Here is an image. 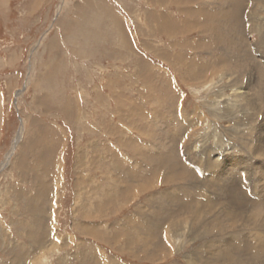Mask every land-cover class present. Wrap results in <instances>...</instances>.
I'll use <instances>...</instances> for the list:
<instances>
[{"label": "rangeland", "instance_id": "1", "mask_svg": "<svg viewBox=\"0 0 264 264\" xmlns=\"http://www.w3.org/2000/svg\"><path fill=\"white\" fill-rule=\"evenodd\" d=\"M229 5V0H0V264H193V254L206 247L214 256L212 250L225 240L195 233L201 224L183 207L178 211L179 202L172 203L178 212L165 220L158 199L167 191L176 195L175 184L164 182L158 159L154 166L143 163L148 152L169 153L172 145L157 133L165 122L177 130L173 119L194 122L188 132L177 133L184 161L196 162L190 165L194 192L217 190L199 185L213 174L206 162L221 137L228 145L222 157L243 159L236 160L237 170L227 164L229 180L247 173L246 182L257 179L242 184L247 196L264 200V23L255 26L249 7L241 8L248 32L244 43L234 37L241 51L236 55L224 40L213 41L211 25L202 29L201 14H192H213ZM221 54L223 71L217 67ZM189 65L200 76L183 68ZM248 84L256 86L250 94L259 96L253 109L239 96ZM135 142L143 151L131 147ZM160 142L167 149L155 147ZM115 160L152 170L132 182L116 171L122 165L115 168ZM215 171L218 177L223 169ZM178 180L182 186L189 177ZM120 181L129 197L108 199V188L113 193ZM144 215L169 224L154 234L132 230L129 220L143 223ZM238 229L234 225L227 235ZM244 230L258 233L247 225ZM158 238V251L137 246ZM235 257L239 263L241 254Z\"/></svg>", "mask_w": 264, "mask_h": 264}, {"label": "bare ground", "instance_id": "2", "mask_svg": "<svg viewBox=\"0 0 264 264\" xmlns=\"http://www.w3.org/2000/svg\"><path fill=\"white\" fill-rule=\"evenodd\" d=\"M252 1H253V3H252ZM250 2L252 3V6H248L247 3H245L242 0H229L230 5L227 6L226 9H222L220 11L213 13V14L207 13V12H205V13L195 12L194 13L192 10H191V12H193L192 14H194V15H196V14L200 15L201 14L200 20H201V23H204L203 25L205 26L204 28H202L203 30L206 29V27L208 25H211L210 30H211V34L213 37V41H215L218 44V43L223 42L222 40H224V42L226 43V46L229 49L231 48L234 51V53L236 55H238V53L241 51L238 49L239 42L235 41L234 37L238 40L241 39V41H243V43H244L246 40L245 32L246 31L248 32L247 27L245 25L246 19L244 16V11H245L244 8L249 7V15H251L249 18L252 21V24H255V26L260 27L262 25V23H264V6H263L264 0H251ZM255 4H257V6L260 8L263 7L261 9V11H259L260 8L258 9ZM255 6H256V10L258 9V11H256V10L254 11ZM242 7H244V8L241 11ZM159 18H157V19H159ZM189 18H190L189 15H186L184 22L187 23ZM196 18H198V17H196ZM194 20H195V22H197L196 19H194ZM208 21H210V22L208 23ZM189 22L190 21H188V23L184 26L188 27ZM195 22H194V24H196ZM220 24L222 27L220 26ZM240 25L242 26L241 28H240ZM224 26H227V30H226V28L223 29ZM238 30H239V32H238ZM165 32H167V30H165ZM229 32H231V35H229ZM243 34H245V35L242 37ZM246 43H247L246 44L247 46L243 45V47L246 48V51L248 52L246 57L249 58V60H251V57H252V55L250 54L251 49H250V47H248V42H246ZM192 44H194L195 47L204 46L202 44H197V43H192ZM238 57H241V56H238ZM221 59H222V54L220 55V57L217 61V63H218L217 67L223 71V69H226L227 67L224 68L223 67L224 65L221 67L219 66V64L222 63V62L219 63ZM253 63L256 64V62H253ZM256 67L260 68L261 65L258 64V65H256ZM183 68L189 72L193 71L192 76L195 75L196 77H198V75H199L198 70H195L192 65H189V69H188V67H183ZM216 69L217 68H215L214 70H216ZM228 71L229 70H227V72ZM260 71L264 72V69H260ZM260 80H262V77H259L258 81H256V79L254 81H256L257 84H259V83H261V82H259ZM263 84H264V82L260 86H263ZM246 86H248L249 89L243 90L244 92L243 91L240 92L239 96L242 99L244 98L243 100H245V101L247 99V103L250 104L252 109H253L254 107H256V104L259 103V100H258L259 96H252V94H250L251 93L250 90L254 89L256 86H254L253 88H251L249 84ZM245 92L247 95L244 94ZM173 120L177 123V130L173 126H172L173 128L170 126V124H171L170 122L169 123L165 122V126H167V127L162 128L160 130V132L157 133V135L159 137H160V135L165 137V139L162 140L163 142L164 141L167 142L169 140L170 144L172 145L168 149L169 153L163 152V151L158 152V153L148 152L144 155V158H143V163L147 162L148 165H150V166H154L155 165L154 159H158L160 161L158 163V165L160 166L159 171H165V173H166L164 176V182H167V183H170L173 185L175 184L173 187L175 188L174 191L176 192V195H172L171 192L167 191L166 193H164L165 194L164 197H161L160 200L158 199L157 204H158V207L161 206L164 209L165 220H170L168 218L170 216H172V214L178 212L183 207V209H182L183 211L187 210V211L191 212L190 216L196 222L201 224L199 226L198 230L195 231V233H198L197 231H199V232H202L204 235L212 234L213 239L214 238H223L225 240L224 242H223V240L222 241L220 240L219 247H217L216 250H212L213 251L212 253L214 254V256L208 255V251H207L208 248L206 246H205L206 247L205 249L202 248V250H197L196 253L193 254V256L195 258V260H192L193 264H227V263L232 264V262H234V264H245L247 259L252 260V261L255 260L257 264H263L262 260L264 257H262L261 255L264 256V237H262L260 234H264V233H262L264 230V218L261 219V214H262V212H264V207H262V206H264V200H262L258 203V201L254 199V194L249 198L247 195H249L250 192L247 191V189L244 188L242 185L245 183L250 184L251 182H252V184H255L257 179L254 181H252V179H250V181L248 180L246 182L247 177L244 175H246L247 173H243L241 175V179L239 178V180L236 179L234 181L232 179L229 180L228 173H230L232 170H231V168L230 169L228 168L229 170L228 169L225 170L227 164H229L231 167L235 166L232 168L237 170L238 168H236L237 167L236 164H238V161H236V160L240 159V162L242 163L243 159L236 157V156L232 157L231 155L229 157L227 155H226V157L225 156L222 157L223 155L221 153V150H223L224 147H225V149L228 148V145L225 146L226 145V143L224 142L225 139L218 137L219 140L217 142V147L213 148V150L211 149L210 152L208 153L209 154L208 157H210V154L214 157L211 160L206 162L207 168L213 174L211 177L207 176L203 180L202 185H199V187H204L205 190H208L209 187L217 188L218 192L216 189H215L216 190L215 194L213 193L212 195H210V194L209 195H203L201 193H198V191L194 192V190L191 189V187L194 185V181H195L194 180V171L191 169L190 165H194L196 162L193 159V157H191L192 159L188 160L187 162L184 161V160H186V158L181 154V152L179 153V150H178V143L180 142L179 140L181 138L179 139V135L177 136L178 132H181V131L182 132L184 131V133L188 132L190 130V128L192 127V125H194L193 124L194 122L189 123V122H186L185 120L180 119V118H178L177 120L176 119H173ZM236 137L239 138L238 135H236ZM155 141H156V139L154 137L152 139V142L155 143ZM133 142L134 141L129 140V143H133ZM199 142H200V146H202L201 145V139H199ZM162 146H163V144L161 142L158 143L157 145L155 144V147H157L158 149H160ZM197 146L198 145L196 144L195 148ZM131 147H134L138 152L143 151L138 146L137 143L132 145ZM163 147L166 148V146H163ZM205 147H204V149H205ZM200 148H201L200 149L201 152H199V154H200L199 157L201 159L199 158V165L198 166L196 165V167H198L199 171H200V165L203 161V151H202L203 146ZM187 149H189V148H187ZM258 149H256V150H258ZM259 150H260V152L262 151L261 148ZM145 151H148V150H145ZM220 157H222V158H220ZM227 158L231 162L228 163ZM96 160H98V159L96 158ZM119 161H116V160L113 161L115 163V166H114L115 168L118 164H119V166L122 165L121 166L122 168H117L116 171H119V173L125 172L124 176L127 174L129 176L128 180H130L132 182L133 181L137 182L138 179L140 181V178L143 177L142 175H148V172H150L152 170V169H149V171L146 172V169L130 168L129 166H126L125 163H120L121 161L120 162ZM186 163H188V164H186ZM221 168L223 169L222 174H221V172H219V176L216 177V174H214L216 172L215 169H221ZM261 168L263 170V164L261 165ZM255 172H257V171L255 170ZM153 173L154 172H151V174H153ZM186 175L189 177V181H187V180L183 181L184 184L182 186L177 184L179 181L178 179L180 177H183V179H185ZM108 177L109 178H107V179L111 178L110 175ZM125 179H126V177H125ZM124 182L127 183L126 181H124ZM154 182H157V181H154ZM102 183H103V181H102ZM121 183H122V181L115 183L119 187V189L116 187L112 191L113 193H111V191L107 187L108 188V192H107L108 199H109V197H111L110 200H112L113 197L117 198V197H123L124 196L123 199L129 197V194L128 193L125 194V191H123L124 185H122ZM152 183H151V185H153ZM178 190H180V191H178ZM115 198H113V200ZM174 201L181 203L178 211H175L172 208V203ZM260 204L262 206L259 207ZM190 205H192V206L190 207ZM36 208H39V207H36ZM38 211L39 210H37V213L34 211V214L36 216H39ZM140 211L141 210L139 209V213H140ZM218 211H219V213L217 214ZM40 212H42V211H40ZM154 215L160 216L161 215L160 210H155ZM39 217L41 218V216H39ZM148 217H146V218L149 219L150 221H147V220L144 221L146 218L144 219V217L142 216L141 219H143V223L137 222L136 224H134L130 220L128 223L130 224V227L132 230L133 229L137 230V228L138 229H147V231H149L147 233H149V234H154L155 232H158L159 231L158 229L160 227L164 226V224H167V225L169 224L165 220H162V219L153 220L152 216H151V218H148ZM225 219H229V220L232 219L233 221L226 223ZM143 224H144V226H143ZM41 225H42L41 222L37 223L36 228L41 227ZM234 225H236L237 228H239L238 229L239 231L236 232L237 234H234L232 232V234L227 235V231L229 229L232 230ZM245 225H247L248 228L253 227L254 229L258 230L257 235H251L250 233L246 235V232L244 230ZM165 237H167V235L166 236L164 235L163 241H165ZM229 237H231V238L228 239ZM140 241L141 242L138 241L137 246L145 248L146 249L145 252L149 251L147 249L149 246H153V249H155L157 251L160 250L159 249V245L161 244L160 238H158L156 240V242H153V241L149 242L147 240H145V241L140 240ZM212 242H214V241H210L209 243H212ZM140 243H142L141 246H140ZM254 244H256V245L254 246ZM236 252H237V254H241V256H242V258L238 259L239 263H235ZM244 254L245 255L247 254L248 257L244 256Z\"/></svg>", "mask_w": 264, "mask_h": 264}]
</instances>
